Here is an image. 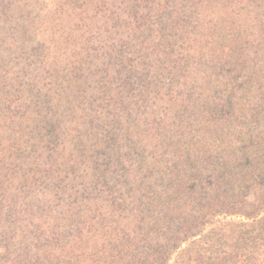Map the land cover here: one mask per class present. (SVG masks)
<instances>
[{
  "label": "trees",
  "instance_id": "trees-1",
  "mask_svg": "<svg viewBox=\"0 0 264 264\" xmlns=\"http://www.w3.org/2000/svg\"><path fill=\"white\" fill-rule=\"evenodd\" d=\"M263 186L264 0H0V264H264Z\"/></svg>",
  "mask_w": 264,
  "mask_h": 264
},
{
  "label": "rangeland",
  "instance_id": "rangeland-1",
  "mask_svg": "<svg viewBox=\"0 0 264 264\" xmlns=\"http://www.w3.org/2000/svg\"><path fill=\"white\" fill-rule=\"evenodd\" d=\"M38 13H40V11H33L32 16H34L35 19H37ZM23 42V45H25L23 48H30L31 46H36L37 43H41L42 42V38L40 37L39 33H28V35L23 38L21 40ZM31 52V51H30ZM34 54V53H33ZM26 60L22 59V63H25ZM22 65V64H21ZM20 65V67H21ZM22 79V77H21ZM33 73L32 70L28 69L25 71V75L23 76V80L26 83H31L33 82ZM239 80V77H238ZM106 83V87L104 89V86H102L103 84ZM107 86L109 87V89L111 88V90H115V86H111L110 84L107 83L106 79H101L99 84H94L93 87L90 88L89 92L87 93L88 95H90V101H89V105L88 107H90V110H87L88 112V116L90 117V119H93L92 117H94L95 114H99V119L104 122V120H110L111 119V114L114 113L113 111V107H111V113L108 112V109H110V104L106 105L105 107H102L103 102H104V98H105V94H106V89ZM31 92V96H29L28 98L34 96L35 94V88L30 90ZM245 101V100H244ZM243 101V102H244ZM135 114L129 113L126 118L124 123L125 124H130L132 125V118H134ZM140 119H142L143 117H139ZM250 117L248 115H246L245 117V121L249 122ZM136 121V120H135ZM263 129V128H262ZM99 130V129H98ZM97 130H95L94 132H96ZM101 133V132H100ZM130 133L132 135H130L129 137L125 138L126 133L123 134L124 137H121L120 139V152H119V156L120 155H124V153H128L130 151V149H133L134 145L137 144V138H136V133H134L133 130L130 131ZM227 135H230L232 137V132H230L228 130ZM106 136V135H105ZM212 136V132L209 134V137ZM132 140V142L130 143V140ZM132 147V148H131ZM135 148V147H134ZM134 152V151H133ZM110 153V152H107ZM90 159L88 160V167L93 170L95 172H99V170H103L104 166H105V162L108 161L109 158V154H105V151H101V150H97L94 149V147H91L90 149ZM114 162L117 161V153L114 154ZM135 155H133L132 160L134 161L135 159ZM117 163V162H116ZM99 164V166H98ZM258 199L262 200V203L264 204V186L258 188L257 191V195ZM264 216V214L261 217L258 218H253V219H246L245 217H241L238 215H231V216H226V215H220L214 218H211L209 220V222L207 223V225H205L202 228V235L203 236H207L210 239H214L215 241V245L218 244L219 239L221 238L222 234L227 235L228 237H230V242L233 244L237 245V235L236 233H238L240 230H244L245 232V237H244V241L247 237L253 236L255 233V229L257 230V222ZM243 224V227H239V225ZM245 225V226H244ZM216 235V237H215ZM201 238V236H198L196 238L193 239H189L186 240L182 243V247L181 250L187 249L191 246H193V241L195 240H199ZM243 241V243H244ZM242 243V242H241ZM242 243V244H243ZM176 257V256H175ZM170 264H174V260L171 261Z\"/></svg>",
  "mask_w": 264,
  "mask_h": 264
}]
</instances>
